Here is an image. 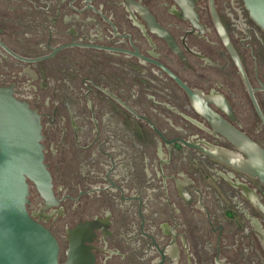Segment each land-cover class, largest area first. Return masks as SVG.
I'll return each instance as SVG.
<instances>
[{"label":"flooded vegetation","instance_id":"obj_1","mask_svg":"<svg viewBox=\"0 0 264 264\" xmlns=\"http://www.w3.org/2000/svg\"><path fill=\"white\" fill-rule=\"evenodd\" d=\"M0 89L39 119L48 192L26 180V210L58 264L73 242L93 264H264L244 0H0Z\"/></svg>","mask_w":264,"mask_h":264},{"label":"water","instance_id":"obj_2","mask_svg":"<svg viewBox=\"0 0 264 264\" xmlns=\"http://www.w3.org/2000/svg\"><path fill=\"white\" fill-rule=\"evenodd\" d=\"M244 2L253 21L264 31V0ZM40 140L36 113L0 89V264H58L57 242L26 210V180L40 193L48 192ZM249 146L255 152L250 171L264 185V152ZM63 264H93V259L86 247L73 242Z\"/></svg>","mask_w":264,"mask_h":264}]
</instances>
